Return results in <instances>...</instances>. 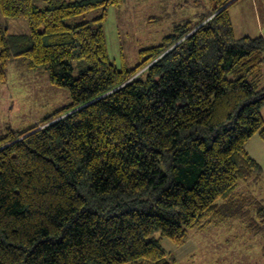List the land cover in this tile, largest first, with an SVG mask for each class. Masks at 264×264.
<instances>
[{"label": "trees", "instance_id": "16d2710c", "mask_svg": "<svg viewBox=\"0 0 264 264\" xmlns=\"http://www.w3.org/2000/svg\"><path fill=\"white\" fill-rule=\"evenodd\" d=\"M235 1L211 0L127 68L104 31L123 0H0L31 34L12 55L0 26V82L23 56L72 98L0 136V264H182L165 239L180 247L191 229L236 219L264 235V199L245 189L264 177L246 149L264 140V37L235 36ZM75 59L88 62L77 76Z\"/></svg>", "mask_w": 264, "mask_h": 264}, {"label": "rangeland", "instance_id": "374dc122", "mask_svg": "<svg viewBox=\"0 0 264 264\" xmlns=\"http://www.w3.org/2000/svg\"><path fill=\"white\" fill-rule=\"evenodd\" d=\"M34 3L41 8L48 4L47 0ZM262 8L263 0H236L229 7L236 37L261 35ZM211 9V0H123L119 6H109L104 24L108 57L118 67H134L144 57L141 50L162 43L176 24L200 21ZM99 14L95 9L65 21L75 25ZM0 26L7 30L12 55L31 46L25 18L6 16L0 8ZM72 64L75 76L88 66L85 59H75ZM71 101L67 88L51 82L46 66L29 67L23 56H11L7 80L0 82V136L8 129L32 127ZM169 243L173 242L165 239L164 246L182 264H264V235L253 233L239 219L203 231L191 229L185 247L192 246V250L182 257L178 252L183 248Z\"/></svg>", "mask_w": 264, "mask_h": 264}, {"label": "crops", "instance_id": "0c3cea01", "mask_svg": "<svg viewBox=\"0 0 264 264\" xmlns=\"http://www.w3.org/2000/svg\"><path fill=\"white\" fill-rule=\"evenodd\" d=\"M262 18H263V21H262V24L260 27V33H261V36L264 37V0H263V8H262ZM262 113H263V117H264V107L262 109ZM254 136H256V135H254ZM253 138H258V139H253ZM253 138L251 137L250 140L247 142L246 149L250 153V155L253 156L260 163L261 167L264 170V141H260L263 139H261L259 136L253 137ZM249 188H251L253 193L255 195H257L259 198L264 199V177L262 179H260L259 181H256V182L249 181L246 184L245 189H249ZM169 244L171 245L173 243H169ZM186 245H187V243H185L183 246L180 247L183 249H181L178 252L179 256L182 257L183 254L187 253L188 251L190 252L192 250V246L185 247ZM183 251H184V253H183Z\"/></svg>", "mask_w": 264, "mask_h": 264}, {"label": "water", "instance_id": "95a60500", "mask_svg": "<svg viewBox=\"0 0 264 264\" xmlns=\"http://www.w3.org/2000/svg\"><path fill=\"white\" fill-rule=\"evenodd\" d=\"M231 2V1H230ZM230 2H228L226 5H224L222 8L226 7ZM222 8H220L219 10H221ZM211 18V17H210Z\"/></svg>", "mask_w": 264, "mask_h": 264}]
</instances>
